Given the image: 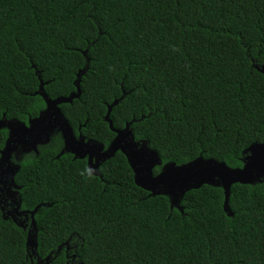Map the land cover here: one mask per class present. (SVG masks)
<instances>
[{
    "label": "trees",
    "instance_id": "obj_1",
    "mask_svg": "<svg viewBox=\"0 0 264 264\" xmlns=\"http://www.w3.org/2000/svg\"><path fill=\"white\" fill-rule=\"evenodd\" d=\"M264 0H0V121L28 123L51 99L74 134L108 149L131 125L163 165L202 156L242 168L264 142ZM8 130H0V157ZM54 132L16 176L27 230L0 212V264H264V181L169 197L138 187L118 152L99 168ZM162 167L154 170L160 173ZM61 248L58 253V249ZM45 264V263H44Z\"/></svg>",
    "mask_w": 264,
    "mask_h": 264
},
{
    "label": "water",
    "instance_id": "obj_2",
    "mask_svg": "<svg viewBox=\"0 0 264 264\" xmlns=\"http://www.w3.org/2000/svg\"><path fill=\"white\" fill-rule=\"evenodd\" d=\"M264 75V66L258 68ZM80 74L77 80V93H72L68 97L51 99L44 91V84L41 81L39 89L40 96L44 99L46 108L40 115L29 121V125L17 120L0 121V130L6 128L9 131L8 138L0 157V182L5 179L7 184L11 179V186L16 187L14 176L19 172L20 166L11 162L12 154L18 149L24 153L36 152L41 145L49 144L52 134L59 131L64 140V150L61 153H70L75 159L84 160L88 158V170L92 175H99V168L103 162L112 159L118 152L123 153L128 159L129 165L134 173V180L138 187L148 191L152 196H166L171 201L172 208L181 210L180 203L184 196L192 191L203 187L204 185H215L216 182L223 188L225 194L224 210L232 216L229 208L230 191L233 185H254L264 181V142L253 144L247 151L242 168H230L224 162H218L213 159H205L200 156L197 159L183 164L176 165L168 163L163 165L157 151L151 149L146 141H136L131 123L127 124L122 130L114 128L110 115L120 100L115 101L108 108L106 121L110 129L116 134L108 149L94 141L80 137L77 139L72 127L65 119L60 106L62 104H71L81 95ZM147 145V149L145 146ZM145 151L153 153V157H147ZM96 156V162L93 158ZM159 161L158 163L156 161ZM212 164L215 167L207 168L206 165ZM162 167L158 175H154V169ZM20 208V202L17 203ZM41 205L30 212L33 225V234L27 239V247L36 255L37 228L35 215ZM61 248H59L58 253ZM48 257L46 264H49ZM36 264H41L37 262Z\"/></svg>",
    "mask_w": 264,
    "mask_h": 264
},
{
    "label": "flooded vegetation",
    "instance_id": "obj_3",
    "mask_svg": "<svg viewBox=\"0 0 264 264\" xmlns=\"http://www.w3.org/2000/svg\"><path fill=\"white\" fill-rule=\"evenodd\" d=\"M26 125H29V122ZM55 132H59V131L56 130ZM8 134H9V131H8ZM80 137H83V136L82 135H79L78 137L76 136L77 139H80ZM62 138H63V136H62ZM86 141H88V140H86ZM42 146L43 145L38 147V153H36L34 151L31 152V153H35L36 155H38L39 154V148L42 147ZM44 146H46V145H44ZM63 150H62V152H63ZM31 153H24L23 151L18 149L16 152H14L12 154L11 162L14 163L15 165L20 166L19 163L23 159L24 155L25 154H31ZM71 155H73V154H71ZM73 157L75 159L74 155H73ZM84 160L87 161V167H88V158H86ZM93 161H94V163L96 162V156L93 158ZM161 170H162V168H161ZM98 174H99V172H98ZM17 175H18V173L13 178L14 181H15L16 187L11 186V179H9L7 184L5 183V179L6 178H3V180L0 182V212L2 213V216L4 217V219L12 220L19 227L27 230V239H28L29 235L33 234L35 232L33 230V225H32V220L33 219L31 218L30 212L21 210V197H20L21 187L16 183V176ZM18 202H20V208H19V206L17 204ZM34 256L36 257V255H34ZM37 262H40L41 264H44V263L46 264V260L44 262H42L41 260L37 259L36 263Z\"/></svg>",
    "mask_w": 264,
    "mask_h": 264
},
{
    "label": "snow or ice",
    "instance_id": "obj_4",
    "mask_svg": "<svg viewBox=\"0 0 264 264\" xmlns=\"http://www.w3.org/2000/svg\"><path fill=\"white\" fill-rule=\"evenodd\" d=\"M145 149H147V145L145 146ZM145 155L147 156V157H153V153H149V152H147V151H145ZM157 163L159 162L158 160L156 161ZM206 167L207 168H213V167H215L214 165H212V164H208V165H206ZM241 167H243V165H241Z\"/></svg>",
    "mask_w": 264,
    "mask_h": 264
}]
</instances>
